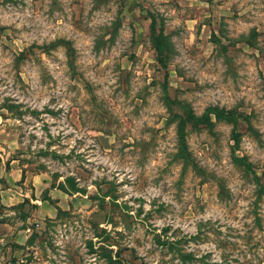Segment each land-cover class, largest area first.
<instances>
[{
  "label": "rangeland",
  "instance_id": "374dc122",
  "mask_svg": "<svg viewBox=\"0 0 264 264\" xmlns=\"http://www.w3.org/2000/svg\"><path fill=\"white\" fill-rule=\"evenodd\" d=\"M0 264H264V0H0Z\"/></svg>",
  "mask_w": 264,
  "mask_h": 264
},
{
  "label": "trees",
  "instance_id": "16d2710c",
  "mask_svg": "<svg viewBox=\"0 0 264 264\" xmlns=\"http://www.w3.org/2000/svg\"><path fill=\"white\" fill-rule=\"evenodd\" d=\"M155 49H156L155 51H156L157 60L159 62H161L162 58H161L160 50L157 47ZM239 115H240L239 113H235L233 111H228V110L216 107V106L207 107L205 109V111L203 112V114H201L200 116L195 115L192 111L186 112V116H185L186 119L185 118L181 119L177 125V133H178L179 140H180L181 152H183L186 149V145H185V141H184L186 121L187 122L191 121V123L193 125L194 124H204L206 126H212L213 125V120H212L213 117H215L216 119H225V120L236 122V120H237L236 118ZM232 138L238 142L239 134L233 132ZM70 183H71V177L67 176L64 178L63 181H60L57 185H53V186H57L60 190H62L64 192L84 191V190H80L79 188H75V187L71 186ZM44 192H45V194L42 197V199L43 200L49 199V197L47 196V189L44 190Z\"/></svg>",
  "mask_w": 264,
  "mask_h": 264
},
{
  "label": "crops",
  "instance_id": "0c3cea01",
  "mask_svg": "<svg viewBox=\"0 0 264 264\" xmlns=\"http://www.w3.org/2000/svg\"><path fill=\"white\" fill-rule=\"evenodd\" d=\"M57 187V186H56ZM43 200V199H42Z\"/></svg>",
  "mask_w": 264,
  "mask_h": 264
}]
</instances>
